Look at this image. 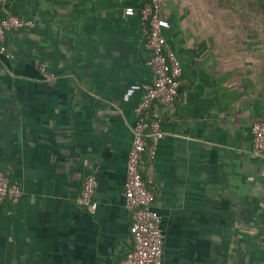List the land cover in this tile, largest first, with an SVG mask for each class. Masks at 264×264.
I'll return each instance as SVG.
<instances>
[{
	"label": "crops",
	"instance_id": "obj_1",
	"mask_svg": "<svg viewBox=\"0 0 264 264\" xmlns=\"http://www.w3.org/2000/svg\"><path fill=\"white\" fill-rule=\"evenodd\" d=\"M0 1L34 24L7 31L0 54V168L22 191L0 199V264H119L133 249L123 193L135 108L154 81L140 15L125 9L144 0ZM208 2L162 0L180 94L156 109L164 136L141 172L163 264H264V159L251 149L263 32ZM88 174L93 211L75 203Z\"/></svg>",
	"mask_w": 264,
	"mask_h": 264
},
{
	"label": "built area",
	"instance_id": "obj_2",
	"mask_svg": "<svg viewBox=\"0 0 264 264\" xmlns=\"http://www.w3.org/2000/svg\"><path fill=\"white\" fill-rule=\"evenodd\" d=\"M162 0H144L139 10L127 7L125 14L140 15L146 34L145 49L149 52L147 65L154 74V81L144 91L135 108L136 123L133 127V140L126 162L124 183V203L129 214V232L133 242L132 252L119 264H163L164 235L161 230V215L154 208L155 193L143 179L141 164L144 156L152 159L156 146L164 136L158 107H169L179 97V79L182 68L174 53L166 46L163 30L170 27L162 14ZM33 22L15 15H3L0 1V54L5 52L3 45L7 31L18 28H32ZM45 78L53 75L45 72ZM252 153L264 159V116L256 117L251 126ZM96 178L93 174L85 176L79 194L75 199L78 207L95 210ZM22 191L0 168V199L16 200Z\"/></svg>",
	"mask_w": 264,
	"mask_h": 264
},
{
	"label": "trees",
	"instance_id": "obj_3",
	"mask_svg": "<svg viewBox=\"0 0 264 264\" xmlns=\"http://www.w3.org/2000/svg\"><path fill=\"white\" fill-rule=\"evenodd\" d=\"M219 5L225 7L226 5H231L233 13L240 20L242 27L245 28L253 27V22L255 21V16L260 15L262 26L259 29H262L263 32V40H264V0H218ZM239 3V10L235 8V4ZM245 8L249 10L245 11ZM235 9V10H234ZM146 156V157H145ZM145 161L148 157L145 155Z\"/></svg>",
	"mask_w": 264,
	"mask_h": 264
},
{
	"label": "rangeland",
	"instance_id": "obj_4",
	"mask_svg": "<svg viewBox=\"0 0 264 264\" xmlns=\"http://www.w3.org/2000/svg\"><path fill=\"white\" fill-rule=\"evenodd\" d=\"M238 4L239 3L235 4V8L239 10V5ZM208 10L225 12L227 14V19H229V21H235V23L238 26H242L241 23H240V20L238 19V17H236L235 15H232L231 10H233V7H231V5H226L225 7H222V6L219 5V1L218 0H209V2H208ZM244 10L247 11L249 9L244 7ZM260 17H261L260 15H256L255 16V21L253 22V26L256 27V28H260L262 26V21H261Z\"/></svg>",
	"mask_w": 264,
	"mask_h": 264
}]
</instances>
